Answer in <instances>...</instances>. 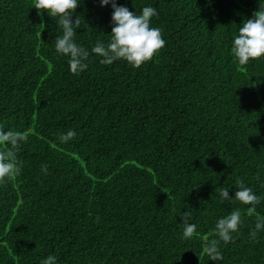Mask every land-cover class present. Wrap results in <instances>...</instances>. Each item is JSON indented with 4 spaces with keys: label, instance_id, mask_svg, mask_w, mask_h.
Here are the masks:
<instances>
[{
    "label": "trees",
    "instance_id": "trees-1",
    "mask_svg": "<svg viewBox=\"0 0 264 264\" xmlns=\"http://www.w3.org/2000/svg\"><path fill=\"white\" fill-rule=\"evenodd\" d=\"M116 2L154 8L165 47L138 69L101 64L91 49L109 43L113 9L80 0L75 42L90 55L74 75L58 21L34 0H0V128L28 134L21 174L0 183V264H264V230L250 237L264 218V60L231 52L264 0ZM237 180L262 198L252 216L219 195L234 198ZM237 209L234 242L211 261L203 247Z\"/></svg>",
    "mask_w": 264,
    "mask_h": 264
},
{
    "label": "clouds",
    "instance_id": "clouds-1",
    "mask_svg": "<svg viewBox=\"0 0 264 264\" xmlns=\"http://www.w3.org/2000/svg\"><path fill=\"white\" fill-rule=\"evenodd\" d=\"M101 6L111 4L113 9L111 39L107 45L97 41L92 47L91 53L102 57L101 64L112 65L115 61L123 60L133 68L154 60L165 47L161 30L151 26L152 17L156 16V10L152 7H144L142 13L137 15L129 11L127 7L117 6L116 0H100ZM80 7V0H34V7L38 15L47 13L51 18L58 21L62 29V35L55 40L56 51L69 58V68L72 74L79 75L88 67L85 61L89 58V51L75 42L76 30L82 28L80 16L77 15L73 23L72 17ZM83 27H88L85 24ZM231 52L239 65H248L250 61L264 60V3L260 10L253 13L251 19H246L238 29V35L233 40ZM76 133L69 130L60 135L61 142H68L75 137ZM27 133L9 130L5 132L0 128V183L12 180L21 174V162L17 158L21 145L26 143ZM47 173V165L42 169ZM238 190L235 197L229 198V190L219 189V195L223 200L238 201L243 205H249L247 215L252 216L256 206L261 203V197L254 194L252 188L246 187L242 180H237ZM183 236L185 239L192 238L196 233V225L190 224L191 212H184ZM242 223L241 211H232L227 217L217 221L215 235L218 239H211L203 247V253L211 261L223 260L219 249L222 241L224 244L234 242V233H238ZM264 230V218H257L255 230L250 233L253 241L257 239V232ZM42 264H57V258L49 255Z\"/></svg>",
    "mask_w": 264,
    "mask_h": 264
}]
</instances>
